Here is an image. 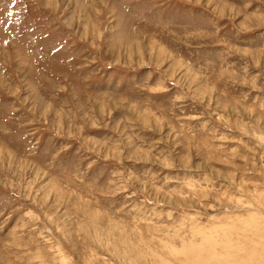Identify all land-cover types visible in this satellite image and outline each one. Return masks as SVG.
<instances>
[{"label":"rangeland","instance_id":"rangeland-1","mask_svg":"<svg viewBox=\"0 0 264 264\" xmlns=\"http://www.w3.org/2000/svg\"><path fill=\"white\" fill-rule=\"evenodd\" d=\"M0 264H264V0H0Z\"/></svg>","mask_w":264,"mask_h":264}]
</instances>
